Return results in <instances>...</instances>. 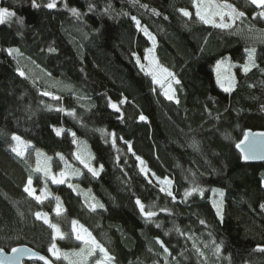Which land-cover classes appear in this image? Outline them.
<instances>
[{"label": "trees", "instance_id": "16d2710c", "mask_svg": "<svg viewBox=\"0 0 264 264\" xmlns=\"http://www.w3.org/2000/svg\"><path fill=\"white\" fill-rule=\"evenodd\" d=\"M217 1L244 12L242 28L261 30L263 41L248 45L233 29L203 23L192 0H54L51 9L53 0H35L39 7L0 0L15 13L0 23L1 248L27 245L69 264L48 248L81 249L75 220L111 264H264V163L244 162L237 149L246 131L264 132V18L249 0ZM144 28L155 38L158 63L180 82L172 100L137 63L151 46ZM248 46L255 66L245 73L238 64ZM226 55L237 63L231 91L217 86L213 71ZM14 134L27 144L23 156L12 151ZM78 141L97 175L73 160ZM38 152L52 171L68 164L71 183L95 206L37 171ZM163 174L174 180L172 196L151 179ZM29 177L48 193L42 201L25 193ZM192 188L203 194L185 197ZM137 200L155 215L145 216ZM214 200L223 202L222 217ZM37 212L65 239L53 241Z\"/></svg>", "mask_w": 264, "mask_h": 264}, {"label": "snow or ice", "instance_id": "6c2138e0", "mask_svg": "<svg viewBox=\"0 0 264 264\" xmlns=\"http://www.w3.org/2000/svg\"><path fill=\"white\" fill-rule=\"evenodd\" d=\"M250 3L254 6H256L257 8H261L264 9V0H250ZM192 4L195 8V15L196 17L202 21L205 24H212L215 27L221 28V29H228L231 28L234 24V22L242 17L245 16V13L242 11H238L236 9V7L230 3H216L215 0H192ZM33 6L34 7H39V5L35 4V0H33ZM56 6L54 0L51 3H48L46 5L47 8H54ZM71 11L74 14H78L77 9L72 8ZM180 12H182V14L185 17H191L192 13H190L188 10L186 9H180ZM13 16H15V13L13 11H10L7 8H0V23H4L6 20L11 19ZM216 17H219V22H217ZM225 17L228 18V21H225ZM258 17H264V11H260L258 13ZM133 19L135 20L136 18L133 17ZM20 23H23V21L21 20ZM137 26L139 27L140 22L137 20L136 21ZM145 33V35L149 36L150 39H152L153 41H155V38L151 36L150 33H148V30L146 28L142 29ZM9 53L11 54L13 51H16L15 49H8ZM148 52H152V49H148ZM246 51L249 54V63L245 64L243 66V71L246 73L250 70V66H255L253 63V57L252 54L255 51L254 49H246ZM145 59H148V57H145ZM137 63H139V58H137ZM150 64L154 65V67H152L150 69V74L153 77V80L156 83H160L161 86L163 87V80L162 78L158 77V73H164L166 74L167 77H171L172 80L175 81V83L179 84V80H176L175 76L173 73L169 72L166 68H162L161 66L158 65V63L153 59L152 61H150ZM224 65V61H218L217 65H216V71H217V80L219 83H221V86L223 87V80L221 79L220 76V71L222 66ZM231 65H229L230 67ZM141 68H144V65H141ZM21 75H23V73L21 72ZM228 80L229 83V87H225L224 90L225 91H231L232 86H234V81L233 78L228 77L226 78ZM172 91L171 86L169 85V88L167 90H165L164 94L165 96L169 99L172 100L174 98L173 95H170L169 93ZM44 95H49V93H44ZM113 108L117 107L115 104L111 105ZM141 120L145 119L144 116L140 117ZM59 134V132H58ZM249 135L248 133L245 134V141L249 140ZM257 136H264V133H257ZM12 139L14 141L17 142V146L12 148V151L17 153V155L19 156H23L24 155V149L27 147L26 142H24L21 137L17 136V135H13ZM245 141H241L240 144H237L238 148H241L242 151L245 153L244 154V159H250V158H256L255 155L252 153V145H254L256 143V139L255 137H252L251 141H250V145L248 149H244L242 146L244 144ZM129 150H131V147L129 146ZM41 154L38 152L37 156L39 157ZM264 158V157H262ZM76 159L80 160V162L82 164L85 165L86 168H88V170L93 174V175H97V170L95 168L90 167V165L88 164V162L82 158L80 155L76 156ZM139 159V157L137 158ZM141 164H143V161H141ZM102 167V166H101ZM37 171H42L44 172L45 176H49L51 175V171L50 168L47 165V162L45 161V163L43 165H41L39 159L37 161ZM141 171H145L143 168H141ZM66 176L65 172H61L59 173V178L56 175H51V180L53 183L55 184H60V183H64V177ZM166 183H171L170 181H165ZM32 178L29 177L27 184L25 186V192L28 193L29 196H33L37 201H42V199L46 198L48 193L45 190H41V195H36V190L32 187ZM70 187H72L70 185ZM161 191H167V195L172 196V192L168 191L165 188H161ZM201 192V194H203V190L202 189H198V188H192L191 190H186L185 191V197L187 196H191L193 192ZM213 191H217V190H213ZM220 196L223 197V192H220ZM58 199V198H57ZM173 199H175V197H173ZM136 203L140 206V210L141 212L144 213L145 216L151 218L152 216L155 215L154 212L151 211H145L144 209V205L137 200ZM94 207V206H93ZM100 207H103V205H100ZM213 207L216 208V212L218 216L222 217V208H223V202L222 200L217 202V201H213ZM261 208H264V204L260 205ZM56 212L57 215L60 214L61 209H60V205H57L56 208ZM36 217L38 219L43 218L44 222L49 224V226L53 229V241L56 240L57 237H59L60 239H65V235L64 233L61 231V229L59 228L58 225L56 224H51L49 222V220L47 219V214H43L40 212L35 213ZM77 221H72V225H73V232L76 233V239L77 240H82L85 244V248H81L79 251H73L71 254L69 252H63L61 251L55 242H53L49 248H48V252H50L52 254L53 257H55L56 260H60L61 258H63L64 260H68L69 264H86V260L87 257L89 256H93L97 249L99 250L100 253H103L104 259L103 260H97L96 264H108V262H110L113 257H111L107 250L100 245L94 237H92L91 233L88 232L87 229L83 228L82 225L79 226V229H77ZM201 223H203V221H201ZM259 248V246H258ZM260 250H264V249H260ZM13 253H22L23 249H18V248H14ZM165 251H167V249H165ZM217 251H219V246H217ZM32 256H37L39 260L44 261V264H53V261L49 258H47L46 256L43 255H39L37 253H31ZM70 256H75L78 259L72 260L70 259ZM19 257H13L11 258V260H18ZM0 264H4V262L2 260H0ZM11 264V261H10Z\"/></svg>", "mask_w": 264, "mask_h": 264}, {"label": "rangeland", "instance_id": "374dc122", "mask_svg": "<svg viewBox=\"0 0 264 264\" xmlns=\"http://www.w3.org/2000/svg\"><path fill=\"white\" fill-rule=\"evenodd\" d=\"M250 1V0H249ZM216 3H222V2H219L217 0H215ZM194 8V7H193ZM261 11H264V9ZM194 13H195V8H194ZM264 18V17H263ZM216 20L217 22H219V17H216ZM240 19L236 20L233 24V26L231 28H228V29H233V31L237 32L241 37H243L246 41V43L248 45H254L255 43H259V42H262V31L261 30H256L255 29L253 30L252 33L248 32L247 30L243 29L242 28V25L239 21ZM225 21L227 22L228 21V18L225 17ZM212 25V24H211ZM152 36V35H151ZM153 37V36H152ZM149 38V37H148ZM150 42H151V46L148 48V49H152V52H148L146 50L145 52V55H144V58L143 59H140L139 60V63L140 65H144V70L146 73H148L150 76H152L150 74V69L152 67H154V65L150 64V61H152L153 59L158 63L156 57H155V52H154V49H155V41H153L152 39H150ZM246 49H254L255 50V47H250L248 46ZM245 49V60L244 62H242L241 64L239 63L238 65L241 66V68L243 69V66L245 64H248L249 63V54L248 52L246 51ZM145 57H148V59H145ZM252 57H253V63L255 64V51L253 52L252 54ZM218 61H224V65L222 66L221 68V71H220V76H221V79L223 80V87L221 86V83L218 82L217 80V71H216V65H217V62ZM159 66H161L162 68H164L162 65H160L158 63ZM229 65H231L229 67ZM237 66V63L234 62L230 56L226 55L225 57L221 58V59H218L215 64L213 65V71H214V76H215V81H216V84L217 86L224 90L225 87H229V83H228V80L226 78L228 77H231L233 78V81L236 80V74H235V67ZM251 67V66H250ZM19 72L23 73L24 74V70L21 68V66H19ZM158 77L162 78L163 80V87L161 86L160 83H156L157 86H159L161 92L164 94L165 90H167L169 88V85L171 86V89L172 91L169 93L170 95H173L174 98H175V92H174V80L171 79V77H167L166 74L164 73H158ZM154 81V80H153ZM37 82V81H36ZM44 93H47V92H43ZM165 95V94H164ZM47 97L49 98H57L55 97L54 95H51L49 93V95H47ZM173 98V99H174ZM77 155H80L82 158H84L88 164H89V155H88V152L86 151V149L81 145V142L78 141V148L74 151V157H73V160L75 162H79L80 164H82L80 162V160L76 159V156ZM40 161L41 165H43L45 163V161L47 162V165L49 167V164H48V158L45 156V155H40L39 157L37 156V161ZM141 159H139V164H140V167L143 168L145 171H143L144 174H147L149 173V171L147 170L145 164H141ZM84 165V164H82ZM85 166V165H84ZM50 168V167H49ZM51 171V175H56L58 178H59V173H61L62 171L66 173V176L64 177V183H69L72 185V187L77 190L79 193L82 194V196L84 197L86 203L88 204V206H90L91 208L94 205V202L91 198V196L88 195L87 191L83 190V189H79L77 186H75L74 184L71 183V181L73 180L74 176H75V171L68 165V164H64V168L60 169L59 171L55 172V171ZM166 172V171H165ZM44 173V172H43ZM51 175L49 176H46L48 179L51 180ZM164 175V174H163ZM151 179L159 184L162 188H165L167 189L168 191H171L173 193V190H174V180L172 178V176H163V178H156L154 177L153 175H151ZM52 181V180H51ZM165 181H170L171 183H166ZM263 184H264V181H263ZM32 187L36 190V195H41V190H45L44 188H41L39 190L36 189V187L32 184ZM46 191V190H45ZM26 194H28L27 192H25ZM32 197L33 199H35L33 196H30ZM36 200V199H35ZM43 200V199H42ZM37 201V200H36ZM39 202V201H37ZM48 219V217H47ZM77 229H79V227H77ZM52 232H53V229H52ZM54 234V233H53ZM76 235V233H75ZM81 242V248H85V244L82 240H78ZM80 249H78L77 251H79ZM95 258L92 259L93 256H96ZM93 256H89L87 257V260H86V264H96V261L97 260H103L104 259V256H103V253L100 254L99 250L97 249L96 253L93 255ZM97 258V259H96ZM70 259L72 260H75V259H78L77 257L75 256H70ZM62 261L63 262H67V260H64L62 258ZM108 264H111L110 262H108Z\"/></svg>", "mask_w": 264, "mask_h": 264}, {"label": "water", "instance_id": "95a60500", "mask_svg": "<svg viewBox=\"0 0 264 264\" xmlns=\"http://www.w3.org/2000/svg\"><path fill=\"white\" fill-rule=\"evenodd\" d=\"M246 133L250 134L249 140L245 141V136H244L242 141H245V142H244L242 147L244 149H248L252 137H255L256 143L254 145H252V153L255 155L256 158H250L247 160L244 159L243 157H244L245 153L242 151L241 148L237 147V149L241 155L242 160L246 163H256V164L264 163V158H262V157H264V136H257L256 135L257 133H264V132H256V131L248 130L245 132V134ZM14 248L23 249L25 251H23L22 253H13L12 250ZM31 253H37L39 255L45 256L44 254L32 249L31 247H29L27 245H17V246L12 247L9 250H4L3 248L0 247V260H2L4 262V264H10V261H11V264H24L25 262H35V263H39V264H44V261L39 260L37 256H32ZM13 257H19V259L18 260H11V258H13Z\"/></svg>", "mask_w": 264, "mask_h": 264}]
</instances>
